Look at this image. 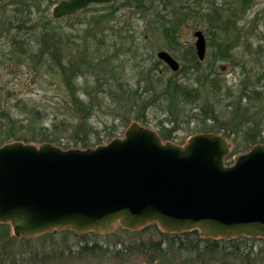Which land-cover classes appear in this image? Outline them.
I'll return each mask as SVG.
<instances>
[{
  "label": "trees",
  "instance_id": "1",
  "mask_svg": "<svg viewBox=\"0 0 264 264\" xmlns=\"http://www.w3.org/2000/svg\"><path fill=\"white\" fill-rule=\"evenodd\" d=\"M60 1L0 0V37L8 40L7 50L0 47V64L9 70L24 68L51 84L57 81L67 116L46 126L44 108L0 85V146L23 141L94 148L115 138L117 129L94 126L92 120L100 114L127 128L132 122L147 127L153 113L163 116L156 124L163 141H174L183 126L193 135L225 136L233 144L227 164L254 145H264V49L258 47L255 54L246 47L249 58L233 55L248 44L240 24L252 0H113L62 19L43 17V4ZM122 8L143 20L141 32L133 28L131 17H118ZM34 10L38 17H32ZM187 23L208 40L210 51L203 60L179 38ZM159 51L169 52L180 69L172 71L157 57ZM222 62L239 69L236 85H227L218 65ZM146 233L150 235L144 238ZM47 240L49 247L43 244ZM256 241L261 240H205L197 231L167 235L156 226L140 232L119 228L112 236L65 230L19 239L10 225L0 224V264H46L66 257L67 250L70 258L114 263L143 256L147 264H264V253L247 245Z\"/></svg>",
  "mask_w": 264,
  "mask_h": 264
},
{
  "label": "water",
  "instance_id": "2",
  "mask_svg": "<svg viewBox=\"0 0 264 264\" xmlns=\"http://www.w3.org/2000/svg\"><path fill=\"white\" fill-rule=\"evenodd\" d=\"M112 0H64L55 19ZM197 56L207 51L194 33ZM157 57L176 72L167 51ZM232 143L215 133L179 145L132 122L122 138L88 149L12 141L0 146V224L19 239L70 230L109 235L118 226L165 234L197 231L202 239L264 240V145L226 164Z\"/></svg>",
  "mask_w": 264,
  "mask_h": 264
},
{
  "label": "rangeland",
  "instance_id": "3",
  "mask_svg": "<svg viewBox=\"0 0 264 264\" xmlns=\"http://www.w3.org/2000/svg\"><path fill=\"white\" fill-rule=\"evenodd\" d=\"M252 1H253L252 7L247 10L246 12L247 14L244 17V21L240 24L241 26H244L245 30L247 31L245 32L246 35L244 41L248 40V44L246 45L242 44L240 48L235 49L233 51L234 58L236 59L238 58L242 59L247 57L249 58L250 55L247 56V52H246L247 48H250L253 53H255L258 47L264 49V0H252ZM57 3L52 4L51 6H47V4H43L42 5L43 17H45V15H49L52 17V10ZM11 13L12 12H10V15ZM33 13L34 14L32 15V17L39 16V12H37L36 10H34ZM120 16H122L123 19L128 16L129 18L131 17L132 20L131 24L133 25V28L137 32L142 31L144 22L143 20L140 19L138 15H135L132 10H130L129 8H122L118 17L120 18ZM67 24L68 23L63 22L64 26H68ZM194 26L196 25H192L190 23L184 24L179 31V38L182 44H184L185 46L192 45L194 47V52L196 53V48H195L196 38L194 36V33L196 31H201V29L197 28L198 30H196L193 28ZM7 43H8L7 39H3L0 37V47H3V50L8 49ZM207 50L208 52L210 51V48L208 46H207ZM250 59H252V57ZM261 60L263 61L262 65L264 66L263 58ZM218 65L220 66V73L225 79L227 85L228 86L236 85L239 77V69L236 67V65L230 64L228 62H222L221 64L219 63ZM23 69L19 68L16 70L15 69L9 70L7 69L6 65L0 64V85L2 87H5L6 90L8 89L10 91L11 90L14 91L17 98H23L25 101H27L30 104L33 103V105L35 104L36 106H39L41 109L44 108V111L46 113V120H45L46 126H50L51 123L54 122L55 120L59 121L62 117L66 118L67 117L66 113L62 108L63 106L62 102H64L62 100L63 99L62 86L58 85L57 81H53V83L51 84V82H49V80L45 78L35 79L33 73L30 74L29 71ZM57 107L61 108V110H58ZM56 116H58L57 119H55ZM161 118H163L161 114L153 113L150 117L151 122L147 127L152 130L158 131L156 124L158 120ZM92 124L102 131L105 129L104 128L105 126L107 127L117 126V129L114 132V137H119V138H122L124 136L126 130V128L118 127V124H120L118 120L114 119L112 116L107 114L106 115L100 114L99 117H96L94 118V120H92ZM166 125L171 126L170 124H166ZM192 135L193 134L186 131V126H183L178 132H176L175 134L176 137L172 142L179 145H183ZM107 143L108 141L106 142L105 140L103 144H107ZM119 228L121 229V227L118 226L116 230L110 234V236L116 235ZM148 235H150V233L144 234L143 237L145 238ZM62 239H63L62 237H58V240L60 242L62 241ZM258 240L261 241H256L253 244H251L250 242L247 245L249 246L252 245V248L256 253L257 252L264 253V240L263 239H258ZM71 242H73V240H71ZM38 244L41 245L40 243ZM43 244L49 247L50 241L49 240L44 241ZM64 248L67 249L66 247ZM73 249L75 251L78 248L73 247ZM66 254H67L66 257L62 259L48 261L46 264H147L143 261L144 259L143 256H138L132 260H129L126 263L124 262L114 263L113 261L110 260H106V261L100 259L95 260L91 257H85V259H81V258L75 259L74 257L70 258L68 257L70 256V254H68V250L66 251ZM4 264H31V263L21 262V260H19L16 262L6 261ZM33 264H35V262ZM155 264H159V263L157 262Z\"/></svg>",
  "mask_w": 264,
  "mask_h": 264
},
{
  "label": "flooded vegetation",
  "instance_id": "4",
  "mask_svg": "<svg viewBox=\"0 0 264 264\" xmlns=\"http://www.w3.org/2000/svg\"><path fill=\"white\" fill-rule=\"evenodd\" d=\"M61 1H64V0H61ZM61 1H60V2H61Z\"/></svg>",
  "mask_w": 264,
  "mask_h": 264
}]
</instances>
